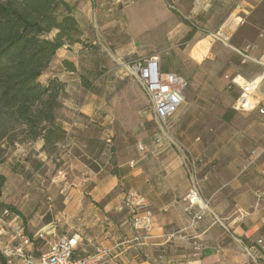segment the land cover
Segmentation results:
<instances>
[{"label": "crops", "instance_id": "obj_1", "mask_svg": "<svg viewBox=\"0 0 264 264\" xmlns=\"http://www.w3.org/2000/svg\"><path fill=\"white\" fill-rule=\"evenodd\" d=\"M66 1L81 42L60 49L41 82L66 84L59 121L68 137L56 155L42 140L19 145L60 166L44 176L37 160L33 176L16 171L19 188H10L13 177L0 163V202L20 213L0 217L5 242L14 235L8 226L22 224L36 255L76 235L77 256L106 257L105 264H248L247 250L264 240V0ZM153 57L162 74L188 84L169 119L177 144L158 154L160 121L126 63ZM237 76L259 80L255 106L237 109ZM140 143L148 147L144 155ZM191 160L210 200L195 225L186 210ZM128 191L146 198L153 227L139 248L115 249L118 239L135 237L120 211Z\"/></svg>", "mask_w": 264, "mask_h": 264}, {"label": "trees", "instance_id": "obj_2", "mask_svg": "<svg viewBox=\"0 0 264 264\" xmlns=\"http://www.w3.org/2000/svg\"><path fill=\"white\" fill-rule=\"evenodd\" d=\"M81 37L66 0H0V163L4 145L42 140L44 151L56 155L66 141L68 132L59 121L66 84L41 78L58 51ZM5 184L0 172V198ZM0 209L20 215L13 205L0 202ZM0 259L6 264L1 253Z\"/></svg>", "mask_w": 264, "mask_h": 264}, {"label": "built area", "instance_id": "obj_3", "mask_svg": "<svg viewBox=\"0 0 264 264\" xmlns=\"http://www.w3.org/2000/svg\"><path fill=\"white\" fill-rule=\"evenodd\" d=\"M159 63V58L153 57L134 62L127 68L129 74L138 81L149 98V113L157 117L161 124L162 134H159L154 140L155 148L152 152L155 154H158L161 147L177 144L171 134L169 119L185 102L184 92L188 85L184 78L176 74H162ZM232 83L241 89V96L236 103L237 109L255 106L254 94L259 87V80L248 82L241 76H237L232 80ZM261 113H264V111L261 110ZM165 138L166 142H164ZM138 150L144 155L148 151V147L140 143ZM190 167L191 187L186 196V210L193 214L192 225H195L208 212L210 200L205 199L202 195L201 180L197 175L196 164L192 160L190 161ZM196 208L198 210L194 212ZM120 211L127 212L128 221L132 225L135 237L128 241L118 239L114 248L119 249L123 245L139 248L144 245L147 233L153 227L154 216L146 198L135 191H128ZM1 216H10V211L0 209ZM16 221H19L17 216ZM8 227L14 231L11 242H5L4 240L8 234L7 227L0 229V253L6 264H105L107 259L106 257L96 256L90 258L77 256L79 238L76 235L64 236L50 242L47 250L36 255L31 249L33 240L25 234L24 226L22 224H15V226L10 224ZM263 247L264 240H259L256 245L247 250L250 258L248 264H263ZM197 249L201 251L202 247L198 246Z\"/></svg>", "mask_w": 264, "mask_h": 264}, {"label": "rangeland", "instance_id": "obj_4", "mask_svg": "<svg viewBox=\"0 0 264 264\" xmlns=\"http://www.w3.org/2000/svg\"><path fill=\"white\" fill-rule=\"evenodd\" d=\"M127 65H132L134 61H131V59H126ZM64 114V107L60 111V115ZM20 144H16L15 147H9L8 145H4L2 147V163H1V172L6 174L7 176H12V183L14 185H11L10 188H19L22 184L19 181V176L16 173H22L21 171L23 168H25L26 171L30 174V176H33L38 170H34L35 164L40 162V164H43V167L40 170V173L45 176L46 173H54L57 169H59V162L56 161V159L53 160L51 163L50 160H45L44 162H41L36 156L37 151L36 149L28 150L22 146H19ZM54 164H57L55 166ZM18 171V172H16ZM13 174H16L13 175ZM12 194L14 193L13 190L10 191ZM9 193V192H8ZM11 196V195H9Z\"/></svg>", "mask_w": 264, "mask_h": 264}]
</instances>
